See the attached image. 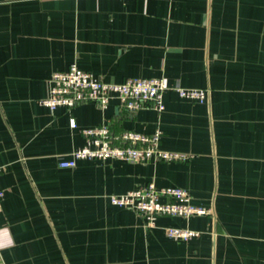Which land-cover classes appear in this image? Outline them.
I'll return each mask as SVG.
<instances>
[{"label":"crops","instance_id":"0c3cea01","mask_svg":"<svg viewBox=\"0 0 264 264\" xmlns=\"http://www.w3.org/2000/svg\"><path fill=\"white\" fill-rule=\"evenodd\" d=\"M72 63L108 82L162 77L165 110L52 111L40 99ZM178 85L207 88L206 101ZM105 122L161 129L160 147L190 158L59 165ZM151 181L213 213L148 228L111 202ZM0 192V264H264V0H0Z\"/></svg>","mask_w":264,"mask_h":264},{"label":"built area","instance_id":"2783aa9c","mask_svg":"<svg viewBox=\"0 0 264 264\" xmlns=\"http://www.w3.org/2000/svg\"><path fill=\"white\" fill-rule=\"evenodd\" d=\"M166 89L167 84L162 77L130 76L122 82H108L72 63L66 70L53 72L48 93L40 99V103L54 111L59 106L72 108L86 101H97L106 108L112 99H117L128 110L136 111L151 106L162 114L165 110ZM175 89L183 98L202 103L207 99V88L178 85ZM72 124L75 125L74 120ZM82 133L85 145L74 150L70 157L61 156V167H74L81 158H117L130 162H142L151 157L180 161L190 158L185 153L161 148V129L153 133L127 129L116 134L105 122L85 127ZM110 199L113 204L140 214L148 228L156 227L160 217L190 218L213 213V208L193 203L188 189L178 185L159 187L154 181L120 194H112ZM165 232L169 238L182 241L201 235L199 230L181 226H166Z\"/></svg>","mask_w":264,"mask_h":264}]
</instances>
